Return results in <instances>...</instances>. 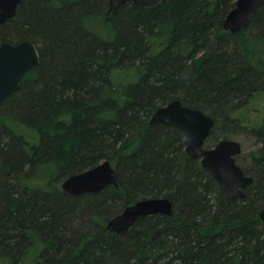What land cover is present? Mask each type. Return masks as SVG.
Returning a JSON list of instances; mask_svg holds the SVG:
<instances>
[{
    "label": "trees",
    "instance_id": "1",
    "mask_svg": "<svg viewBox=\"0 0 264 264\" xmlns=\"http://www.w3.org/2000/svg\"><path fill=\"white\" fill-rule=\"evenodd\" d=\"M237 0H22L0 24L34 41L39 65L0 102V259L9 264H264V120L234 112L264 91V4L243 29L224 27ZM105 21L97 34L91 22ZM108 26V27H107ZM138 70L118 84L116 70ZM210 114L206 146L232 131L259 144L237 162L253 182L228 197L180 131L152 125L173 100ZM223 124L219 127L220 122ZM109 160L118 186L69 194L59 183ZM169 197L173 215L108 222L139 199Z\"/></svg>",
    "mask_w": 264,
    "mask_h": 264
},
{
    "label": "water",
    "instance_id": "2",
    "mask_svg": "<svg viewBox=\"0 0 264 264\" xmlns=\"http://www.w3.org/2000/svg\"><path fill=\"white\" fill-rule=\"evenodd\" d=\"M22 0H0V24L15 17ZM161 0H109L106 15H110L120 5L133 2L139 5L155 6ZM264 0H237L229 12L224 27L233 32L245 28ZM41 62L39 46L32 40L18 43L5 41L0 45V102L21 86L23 75ZM152 125L164 123L175 126L181 133L186 151L193 158H200L207 169L231 198L244 197V190L253 182L237 162L242 152L239 141L222 138L214 146L207 148L206 140L214 127V118L205 111L184 105L181 100H173L160 106L151 116ZM109 185L118 186V173L109 160L72 174L65 178L62 189L74 195L99 192ZM173 202L169 197H147L126 206L113 217L107 227L117 233L128 231L141 216L152 214L173 215ZM264 219V209L260 212Z\"/></svg>",
    "mask_w": 264,
    "mask_h": 264
},
{
    "label": "rangeland",
    "instance_id": "3",
    "mask_svg": "<svg viewBox=\"0 0 264 264\" xmlns=\"http://www.w3.org/2000/svg\"><path fill=\"white\" fill-rule=\"evenodd\" d=\"M107 10L105 9V13ZM105 24L107 23H105V21L99 18L91 22V27L93 28V31H95L97 34H104ZM113 76L114 79L118 82V84H128L130 82H135L138 79V70L135 68L128 70H116ZM234 116L241 118L242 122L246 125H256L258 123H262V121L264 120V91H261L258 94L254 95L252 99L249 100L244 106H242L240 109H237L234 112ZM222 124L223 121L220 122L219 127ZM227 138L235 139L241 143L243 150L238 156L240 159L242 158L243 160L247 159L248 155L252 151L256 150L259 146L255 139L248 136L246 131H232V134ZM62 183L63 180L59 183V185L62 186ZM0 264H9V262L0 259Z\"/></svg>",
    "mask_w": 264,
    "mask_h": 264
},
{
    "label": "flooded vegetation",
    "instance_id": "4",
    "mask_svg": "<svg viewBox=\"0 0 264 264\" xmlns=\"http://www.w3.org/2000/svg\"><path fill=\"white\" fill-rule=\"evenodd\" d=\"M19 42H21V41H19ZM14 43V42H13ZM15 43H18V42H15ZM205 147H207V146H205ZM207 148H210V147H207Z\"/></svg>",
    "mask_w": 264,
    "mask_h": 264
},
{
    "label": "bare ground",
    "instance_id": "5",
    "mask_svg": "<svg viewBox=\"0 0 264 264\" xmlns=\"http://www.w3.org/2000/svg\"><path fill=\"white\" fill-rule=\"evenodd\" d=\"M233 8H234V7H233ZM233 8H232V9H233ZM228 14H229V13H228Z\"/></svg>",
    "mask_w": 264,
    "mask_h": 264
}]
</instances>
